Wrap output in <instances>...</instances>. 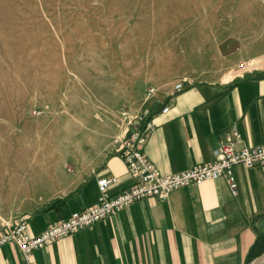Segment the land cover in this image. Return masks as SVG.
I'll return each instance as SVG.
<instances>
[{
    "label": "rangeland",
    "instance_id": "374dc122",
    "mask_svg": "<svg viewBox=\"0 0 264 264\" xmlns=\"http://www.w3.org/2000/svg\"><path fill=\"white\" fill-rule=\"evenodd\" d=\"M264 62V0H0V227L85 178L182 81Z\"/></svg>",
    "mask_w": 264,
    "mask_h": 264
},
{
    "label": "crops",
    "instance_id": "0c3cea01",
    "mask_svg": "<svg viewBox=\"0 0 264 264\" xmlns=\"http://www.w3.org/2000/svg\"><path fill=\"white\" fill-rule=\"evenodd\" d=\"M156 102L145 115L156 128L143 153L163 175L210 161L213 149L232 138L234 129L243 145H264V62L226 81L190 82ZM163 106L168 107L166 113ZM101 177L112 180L108 195L133 183L118 145L52 203L34 213L13 215L6 223L25 216L28 232L40 234L72 212L94 206L101 196ZM232 178L236 195L221 177L176 189L167 201L144 198L35 250L31 260L34 264H247L251 247L264 233L263 173L258 167L237 165ZM0 264L26 263L19 248L7 243L0 247Z\"/></svg>",
    "mask_w": 264,
    "mask_h": 264
},
{
    "label": "built area",
    "instance_id": "2783aa9c",
    "mask_svg": "<svg viewBox=\"0 0 264 264\" xmlns=\"http://www.w3.org/2000/svg\"><path fill=\"white\" fill-rule=\"evenodd\" d=\"M182 89L183 83L179 81L174 90ZM161 111L166 113L168 107L163 106ZM155 128L156 125L147 116H136L130 123L126 136L119 141L118 146L133 178V183L128 188L115 195H108L106 189L112 180L101 177L98 180L101 196L94 206L72 212L37 235L28 232V219L25 216H22L17 223H5L0 227V247L13 243L21 251L25 263L34 264L31 256L35 250L86 229L141 199L153 197L167 201L172 191L176 189L221 177L227 179L232 195H236L237 183L232 178V173L237 165L260 168L264 187V145L256 147L243 145L235 129L232 138L213 149L210 161L180 172L161 174L158 167L149 162L143 153L147 137Z\"/></svg>",
    "mask_w": 264,
    "mask_h": 264
},
{
    "label": "trees",
    "instance_id": "16d2710c",
    "mask_svg": "<svg viewBox=\"0 0 264 264\" xmlns=\"http://www.w3.org/2000/svg\"><path fill=\"white\" fill-rule=\"evenodd\" d=\"M264 252V233L260 234L247 255V264Z\"/></svg>",
    "mask_w": 264,
    "mask_h": 264
},
{
    "label": "water",
    "instance_id": "95a60500",
    "mask_svg": "<svg viewBox=\"0 0 264 264\" xmlns=\"http://www.w3.org/2000/svg\"><path fill=\"white\" fill-rule=\"evenodd\" d=\"M264 263V252L252 260L250 264H263Z\"/></svg>",
    "mask_w": 264,
    "mask_h": 264
}]
</instances>
